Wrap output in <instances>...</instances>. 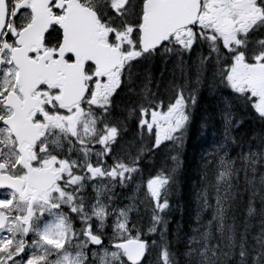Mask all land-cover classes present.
I'll list each match as a JSON object with an SVG mask.
<instances>
[{"label": "trees", "instance_id": "obj_1", "mask_svg": "<svg viewBox=\"0 0 264 264\" xmlns=\"http://www.w3.org/2000/svg\"><path fill=\"white\" fill-rule=\"evenodd\" d=\"M197 33L191 51L168 43L130 70L123 68L126 86L112 110L114 117L127 122L114 151L126 153L123 163L135 166L139 179L147 181L157 172L170 178L169 207L159 213L149 199L140 206L138 189L115 181L108 190V211L122 204L124 211L138 209L133 220H143L135 225L144 226L143 233L156 227L155 249L167 250L168 264H264V106L257 105L259 99L251 92L234 89L230 68L225 76V64L243 59L230 61L212 32ZM239 39L249 63L253 53L264 50L259 30ZM180 91L188 122L175 133L179 139L153 151L151 137L138 134L135 121L127 120L128 112L135 114L141 102L163 100L167 105ZM225 164H230V173L218 181L228 170ZM154 215L161 217L159 222Z\"/></svg>", "mask_w": 264, "mask_h": 264}, {"label": "snow or ice", "instance_id": "obj_2", "mask_svg": "<svg viewBox=\"0 0 264 264\" xmlns=\"http://www.w3.org/2000/svg\"><path fill=\"white\" fill-rule=\"evenodd\" d=\"M256 6L264 11V0H255ZM139 4L142 6L143 0H139ZM124 11H131L136 14L137 20L132 27L131 39V51L126 53L128 57V62L124 65V68L130 70L133 63L139 61L140 59L147 56L150 52H155L160 47L166 46V41H160L157 45L138 46L137 38L139 36L138 26L141 23L142 10L136 12V6L133 5L132 0H125L123 5L122 14ZM197 29H200V25H192V36L193 39L190 41V47L188 50L191 51L196 46V36ZM255 30V26L252 28H244L242 31L245 35H252ZM181 45H185L183 40L180 41ZM224 51L229 53L228 59L234 61L237 58H242L244 63H249V54L246 51L240 49L241 41L236 35H231L230 37L222 40ZM232 44L237 47L234 49ZM261 48H264V39L259 41ZM187 46V45H185ZM70 59V57H69ZM264 65V51L253 53L251 63ZM232 67L231 63L224 65L225 76H227V70ZM126 82L124 80V69H121L119 75V82L112 88L99 93L95 96L92 95L91 91L85 93L87 99H83L77 107L81 108V112L78 114L79 119L76 123L82 122L84 116H91V113L84 111V105L86 104L89 109H95L100 111L103 115L101 117V126L97 129V120L89 119V124L91 127L86 126V131L90 136H95L96 140L93 144V149L96 151L95 161L89 159L86 165L84 176H87L91 180H95L98 177L103 178L105 176L110 177L113 180L120 179L123 180L126 173L136 172V168L127 167L120 158L119 151H114L115 146L121 141V131H127V122L119 117H114L112 110L114 107V101L120 95L121 91L124 90ZM193 103H196L195 96H193ZM123 110V109H121ZM178 113V114H177ZM260 115L264 117V112H260ZM40 120V117H36ZM115 119L117 123H111ZM188 115L186 114V102L183 99V91H180L176 96L169 100L168 104L165 105L163 100L154 103H143L141 102L133 112H128L127 120L135 121V126L139 130L138 134H143L147 132L151 137L153 151L161 148L172 141L173 139H179L175 136V133L180 132L188 122ZM0 127L7 130V125L4 120L0 118ZM66 131L73 136L78 135L77 128L69 123L66 127L61 129ZM55 129L40 128L37 126V136L39 140L35 145L26 143L19 150V155L21 161L25 160V153L31 155V159L25 161L24 171L31 175L32 173L40 171H48L53 177V181L49 186L41 190L36 196L32 197L34 202L40 204V215H44V205H47V211L52 214V209L60 208L59 203H54L52 201L51 193L53 191L59 192L62 197L64 193L60 190L59 181H63L64 175H71L70 167L75 166L73 161L71 164L67 160H62L61 157L56 155L49 156V149L46 143L47 137L52 134ZM8 143L0 147V156L6 155V151L12 152L15 156L17 155V143L10 133L8 136ZM43 142V143H42ZM3 144V142H0ZM86 150V155H87ZM175 160V157H173ZM139 160V158H137ZM221 163L224 164L225 160L221 157ZM62 168V171L57 172V166ZM16 167H21L20 162L16 163ZM228 169L225 172H221L218 178L219 180L227 179L230 173V164H225ZM5 169L0 165V173H3ZM175 171V169H173ZM84 176L74 177L73 183L81 181ZM170 183V178L165 176L163 172H157L153 178H150L145 186V193L148 196L149 201L153 204L155 210L159 213H164L169 207V202L166 197V191ZM5 185H0V192L3 193V198H0V212L4 209L11 207L16 198L19 196L23 198L20 189L16 188L14 190L4 191ZM7 187L12 188V185ZM139 189V185H137ZM135 199V197H132ZM72 197L69 196V201ZM219 202V198H217ZM207 207V205H205ZM73 212L76 211L75 208L72 209ZM35 214V209L29 213V217L26 219V223L29 227L20 229L25 233V235L30 234L31 230V217ZM96 219L100 221L102 226H107L108 214L105 213L104 209L101 208L95 213ZM119 216L122 217L121 220H117L114 226L115 235L110 238L109 243H105V238L98 233L93 232V224L91 222H85L84 235L87 238V243L84 245L85 249L88 251L84 253L85 259L90 262V264H96L98 253H103V255H108V249H112L110 255L112 258L118 261V264H153L149 253L155 250L156 247V227H151L148 229L147 233L141 232L139 229L131 227L130 217L128 212L121 209L119 211ZM160 216H153L152 219L159 222ZM201 217L197 216V220ZM7 218L5 217V220ZM24 219V218H22ZM210 223V222H209ZM13 228H20L19 224L10 225L4 228L3 222H0V231H7L9 233L13 232ZM70 230V226L65 224V218H59L55 223H49L45 226L44 232L41 234V239L45 244L53 245L60 250L67 243L65 239V232ZM167 231V229H165ZM207 235V234H205ZM148 237H151L149 239ZM8 240V237H4L3 243ZM189 253H186L188 255ZM103 255L100 256V264H105ZM161 260L163 264H168L167 262V250H162ZM5 258L9 264H42L44 258L36 257L30 252H25L24 246L21 244L19 246L9 247L3 253H0V264H5ZM207 259V258H206Z\"/></svg>", "mask_w": 264, "mask_h": 264}, {"label": "flooded vegetation", "instance_id": "obj_3", "mask_svg": "<svg viewBox=\"0 0 264 264\" xmlns=\"http://www.w3.org/2000/svg\"><path fill=\"white\" fill-rule=\"evenodd\" d=\"M68 0L61 1L62 5L60 6L58 2L55 0H51L49 3V6L47 7L50 18L51 19H59L61 16L64 15L67 5L65 3ZM85 5L92 10L97 15L99 14V18L101 21V29H102V40L101 42L105 45H108V13L104 16L101 14L104 11L108 10V6L105 7L103 2L98 3V1H91V0H84ZM9 13H8V20L6 23V26L2 32V36L0 39V84L3 83V79L6 77V75H10L13 77L15 84H16V78L17 73L13 69L11 65L10 55H9V48H13L15 46V43H17L18 35L20 31L28 27L33 20V13L31 9V0H7ZM19 3V5H17ZM125 3V0H123L122 5L119 7L122 8ZM232 6L234 9L243 7L245 12L247 13V16L244 19V22H246V19L249 18L250 20H253L254 22L257 20H261L264 18V11H262L259 7L256 6L255 0H219V7L220 10H225L227 7ZM17 39V40H16ZM35 40L36 37H33L31 41L33 42L32 46L29 49L28 56L33 59L37 60L42 55L47 56V62L53 61L57 57V49L61 43L62 40V31L58 27L57 24L51 25L48 30L43 34V38L40 44L35 46ZM5 50L4 53L2 51ZM70 56L66 55L65 60L67 62H71L72 58ZM56 74L60 76V81L62 83L65 82V74L59 70L56 71ZM108 76L107 77H98L92 67H89L86 70V85H87V92L90 90L92 95L95 96L98 93V90H101V93L106 91L107 83H108ZM12 92L15 94H18V89L15 87L12 89ZM62 93V85L60 84H53L50 85L48 83H43L38 87V90L36 91V95L42 99L44 102L45 100H50L49 106L45 107L41 111L40 120H37L36 113L30 112L29 114V120L30 123L25 128H22L20 132L17 134L12 133L11 129L8 128L5 130L3 127H0V142H3V144H0V147H3L4 144H7L8 136L11 133L13 138L15 139L17 143V155H13L12 152L6 151V155L0 156V165L3 166L5 171L3 173H0V177L7 178V177H14L15 179H18L21 181V187L20 189L23 198H20L19 196L16 198L15 203L9 207L4 209L2 212H0V216L3 218V226L7 222V226L4 228L9 227L13 224H19L20 228H13V232L9 233L7 231H0V241H3L4 237H8V240L0 243V253H3L6 251L9 247L19 246L23 245L24 249L26 246L29 245L31 242L30 236L27 234L25 235L23 231L20 229L25 228L27 225L26 219L29 217L28 211H31L30 209L34 207H40V204L34 202L32 197L36 196L41 190H42V182L39 183H32L27 178V173L24 171V167L22 164H25V161L31 159L30 152L25 153V160L21 161L19 150L21 147H23L26 143H31L33 139L37 136V126L40 128H47L50 129L48 124L46 123L48 113L51 112V106L52 101L55 103L56 106L60 107V110H64L69 118V122L73 124V121L76 119H79L78 114L81 112V108L77 107L80 105V103H74L68 107H62L57 103V99ZM6 94L7 91L4 90V87L0 85V118L4 120V123L7 125V119L5 117L9 115V111L4 108V103L6 100ZM89 97H85L84 99H87ZM52 100V101H51ZM84 111H88L91 113L92 118L95 120H98L99 118L96 117V110L95 109H89L87 105H84ZM91 117V116H90ZM85 121L88 120L87 115L83 117ZM36 125V126H35ZM61 127V126H59ZM78 130L80 131V128L78 127ZM64 132V131H63ZM67 139L62 136L60 139V144L58 140L55 138L57 136V133L52 132L50 136L47 137L46 143L49 149V156L55 155L54 150L52 147L55 144H51L49 141H52L56 143V145L59 147V151H65L70 154V158L75 157V151H74V145H75V137L67 133ZM71 135V136H70ZM18 139L20 143L18 144ZM66 142V144H64ZM43 143V142H42ZM66 145V148L64 147ZM63 158V157H62ZM64 159V158H63ZM20 162L21 167H16V163ZM40 171V170H38ZM57 172L62 171V168L58 165ZM71 175H64L63 181H59V187L60 190L64 193V195L61 197L59 192L53 191L51 193L52 200L56 197L61 199L64 202H67V206L64 204L60 206L58 209H52V210H58L60 211L61 215L65 218V224L70 226V230L67 231V233H77V236L75 238L77 241H85L87 243V238L84 235V229L80 228V225L77 224L76 219H78V215L76 214L77 210H82L83 212H87L89 209H91L95 204V199L100 191V182L95 180L89 179L87 176H84L85 170L80 171L76 166L70 167ZM48 175V173H46ZM43 175L42 179L46 182L49 181V179L53 176H47ZM76 176H84V178L76 183H73L74 177ZM16 188H9V190H14ZM24 193V194H23ZM69 196L72 197L71 201H69ZM0 198H3V193L0 192ZM101 206L99 209L103 208L105 213L108 214V192L105 194L104 198L100 199ZM31 204V205H30ZM28 205H30L28 207ZM28 207V208H27ZM47 205H44L45 211L47 210ZM75 208L76 211L73 212L72 209ZM98 209V210H99ZM27 211V212H26ZM60 215V218L62 216ZM45 216V215H43ZM5 217L7 218L5 220ZM46 217V216H45ZM43 217V219H45ZM24 218V219H22ZM42 218L37 217L35 214L31 217V224L33 223V226L35 228L38 227L36 222L41 221ZM95 221V220H94ZM74 225V226H73ZM96 227V224L93 225V228ZM95 233H98L99 235H102L105 238V243H108V219H107V226H103L102 231H94ZM86 251V250H85ZM5 264H9V262L5 258ZM106 264H108V258L106 259Z\"/></svg>", "mask_w": 264, "mask_h": 264}, {"label": "water", "instance_id": "obj_4", "mask_svg": "<svg viewBox=\"0 0 264 264\" xmlns=\"http://www.w3.org/2000/svg\"><path fill=\"white\" fill-rule=\"evenodd\" d=\"M200 1L149 0L145 4L147 14L141 27V46L145 44L157 45L176 29L192 26L196 22L200 11ZM88 37L89 35L86 36L87 40L82 39L80 44H76L82 71L86 61L92 62L98 67H101L103 63L100 57L101 53L97 50L96 45L88 40ZM66 38L67 36L65 40ZM72 43L69 45L71 49L73 48ZM119 62L120 54L118 50L108 48V72L115 69Z\"/></svg>", "mask_w": 264, "mask_h": 264}, {"label": "rangeland", "instance_id": "obj_5", "mask_svg": "<svg viewBox=\"0 0 264 264\" xmlns=\"http://www.w3.org/2000/svg\"><path fill=\"white\" fill-rule=\"evenodd\" d=\"M114 0H109V4L113 5ZM211 3H207L206 4V21H207V28H211V26H220V18L217 19L216 15L214 13H212L211 11ZM226 16V15H225ZM220 31H224L226 32V38L230 37V31H229V27L224 23V19L221 18V27H220ZM191 35L192 32L190 30H188L187 32L184 33H180L179 35L176 36V40L177 41H181V40H189L191 39ZM258 65H260L259 63L256 64V68L258 67ZM264 67V65H262ZM246 67H238V69H234L232 70V85L234 88H236L238 91H244V90H248L249 92H251L253 95H256L258 97V102L257 105L258 106H264V74L260 73V74H255V75H247L246 74ZM264 69V68H263ZM178 114V113H177ZM142 219H140L139 221H137V223H139ZM158 253V252H157ZM156 256H152L153 258V264H160L159 260H161V255L160 253ZM61 261H71L69 258L65 257L64 259H62ZM118 262L117 260H115L114 258H112V256L110 255V252L108 251V264H114V262Z\"/></svg>", "mask_w": 264, "mask_h": 264}, {"label": "bare ground", "instance_id": "obj_6", "mask_svg": "<svg viewBox=\"0 0 264 264\" xmlns=\"http://www.w3.org/2000/svg\"><path fill=\"white\" fill-rule=\"evenodd\" d=\"M141 147V146H140ZM144 170V169H143ZM143 220V219H142Z\"/></svg>", "mask_w": 264, "mask_h": 264}]
</instances>
